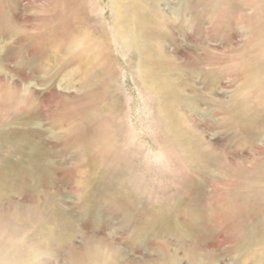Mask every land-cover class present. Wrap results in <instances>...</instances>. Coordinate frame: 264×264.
Instances as JSON below:
<instances>
[{"label": "rangeland", "instance_id": "rangeland-1", "mask_svg": "<svg viewBox=\"0 0 264 264\" xmlns=\"http://www.w3.org/2000/svg\"><path fill=\"white\" fill-rule=\"evenodd\" d=\"M0 264H264V0H0Z\"/></svg>", "mask_w": 264, "mask_h": 264}, {"label": "clouds", "instance_id": "clouds-1", "mask_svg": "<svg viewBox=\"0 0 264 264\" xmlns=\"http://www.w3.org/2000/svg\"><path fill=\"white\" fill-rule=\"evenodd\" d=\"M131 143L133 145H139L144 154V159L146 164L148 165H158V166H163L166 163V157L165 155L154 149L151 145L143 143L140 138L136 135L135 132L131 134Z\"/></svg>", "mask_w": 264, "mask_h": 264}]
</instances>
